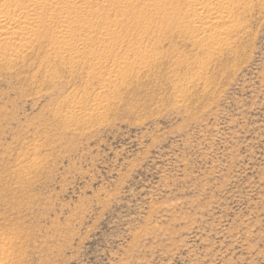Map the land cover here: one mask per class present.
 I'll list each match as a JSON object with an SVG mask.
<instances>
[{
	"label": "rangeland",
	"instance_id": "obj_1",
	"mask_svg": "<svg viewBox=\"0 0 264 264\" xmlns=\"http://www.w3.org/2000/svg\"><path fill=\"white\" fill-rule=\"evenodd\" d=\"M145 1L100 2L91 63L0 61L4 264H264V0L205 47Z\"/></svg>",
	"mask_w": 264,
	"mask_h": 264
},
{
	"label": "bare ground",
	"instance_id": "obj_2",
	"mask_svg": "<svg viewBox=\"0 0 264 264\" xmlns=\"http://www.w3.org/2000/svg\"><path fill=\"white\" fill-rule=\"evenodd\" d=\"M12 1L10 8L13 7ZM106 1L108 0H25L22 3L16 2V10L8 9L0 16V61L18 59L20 56H24V52L33 51L35 45L39 44V47H42L44 42H49L56 56L65 57L69 52L70 61L73 64L90 62V59L79 53L76 48L91 44L94 41V32L105 26L95 17L109 12L100 6V2ZM130 1V6H132L138 0ZM242 3H244L242 0H146L141 5L140 12L136 8H131L129 4L125 9L117 6L116 12L123 16H128L131 13L134 24L136 23V26H142V28L149 27L155 19L164 17L168 20L167 28L174 23H178L177 27L179 26L178 28L181 27V29L191 28L193 33L190 39L196 44H201V47H205L224 42L237 30L236 15ZM76 25L78 30L73 29ZM164 27L162 26V28ZM103 40L106 41V38L104 37ZM136 48L135 54L133 52L134 55L132 54L130 57L128 54L129 56L122 57L121 60L114 59L115 62L120 66L132 59L137 60L142 48ZM101 55L97 56L101 58ZM123 58L125 59L123 60ZM102 80L104 87L107 84L111 85L109 83L113 81V78L111 76ZM0 264H4L3 258L0 259Z\"/></svg>",
	"mask_w": 264,
	"mask_h": 264
}]
</instances>
